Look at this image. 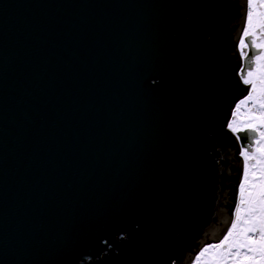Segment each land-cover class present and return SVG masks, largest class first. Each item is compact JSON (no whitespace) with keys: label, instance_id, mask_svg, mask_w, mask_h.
<instances>
[{"label":"water","instance_id":"water-1","mask_svg":"<svg viewBox=\"0 0 264 264\" xmlns=\"http://www.w3.org/2000/svg\"><path fill=\"white\" fill-rule=\"evenodd\" d=\"M246 8L0 0V264H124L136 249L183 264L215 241L252 134L233 146L214 129L235 91L206 36L230 34L246 72Z\"/></svg>","mask_w":264,"mask_h":264},{"label":"snow or ice","instance_id":"snow-or-ice-1","mask_svg":"<svg viewBox=\"0 0 264 264\" xmlns=\"http://www.w3.org/2000/svg\"><path fill=\"white\" fill-rule=\"evenodd\" d=\"M246 4L238 48L247 65L241 80L251 87L235 105L227 127L234 134L251 133V143L240 152L243 177L230 226L218 242L199 250L193 264H264V0Z\"/></svg>","mask_w":264,"mask_h":264},{"label":"trees","instance_id":"trees-1","mask_svg":"<svg viewBox=\"0 0 264 264\" xmlns=\"http://www.w3.org/2000/svg\"><path fill=\"white\" fill-rule=\"evenodd\" d=\"M218 36H220V38L215 41L221 40L222 53L227 54L229 60L232 62V66L228 68L226 71H223L219 77L224 84L234 83L233 86H234L235 92H231L227 89H224L222 91L225 97V100L217 104V111L213 113L212 118L214 120V129L216 131L221 132L223 135H225L226 140L232 141L231 144L235 146L236 144L235 137L229 130H227L225 125H226L227 119L230 116L231 108L233 107L232 105L236 102L237 99H239L247 91V86L239 84V78L236 76V74L233 73V70L239 64V61H238V53L234 48V42H233L232 36L230 34H221ZM239 175H240L239 169H237L236 174L232 177V183L229 186L231 190L232 198L235 196V186L239 178ZM196 247H197V244L194 243V238L192 237L191 242H190V250ZM131 250L132 249L129 248L127 253L130 254L132 252ZM138 252H139L138 249L134 250L133 258H136V259L142 258ZM166 262L170 263L171 260H166Z\"/></svg>","mask_w":264,"mask_h":264},{"label":"rangeland","instance_id":"rangeland-1","mask_svg":"<svg viewBox=\"0 0 264 264\" xmlns=\"http://www.w3.org/2000/svg\"><path fill=\"white\" fill-rule=\"evenodd\" d=\"M246 12H247V10H246ZM245 22H246V18H245ZM244 22V23H245ZM243 31V30H242ZM238 45H239V43H238ZM238 47V46H237ZM241 68L242 67H240V69H239V71L241 70ZM247 71V70H246ZM241 73V72H240ZM239 73V74H240ZM240 79H241V76H240ZM241 82H242V80H241ZM243 83V82H242ZM250 85H248L247 86V91L239 98V99H237L236 100V102L234 103V105H233V107L231 108V112H230V116H229V118L227 119V122H226V128L232 133V134H234L228 127H227V125H228V123H229V121L232 119V112H233V110H234V108H235V105L241 100V99H243L246 95H247V93H248V91H249V89H250ZM241 111H244V108L242 107V109H241ZM251 143V142H250ZM249 143V144H250ZM248 144V145H249ZM238 145H239V143H238ZM247 145V146H248ZM243 147H246V146H243ZM242 147V148H243ZM240 152H241V150L239 151L238 150V155H239V157H240V160L242 161V163H241V172H240V175H239V178H238V180H237V183H236V186H235V196H234V204H233V211H232V214H233V212H234V207H235V204H236V202H237V198H238V186H239V183H240V181H241V179H242V177H243V158L241 157V155H240ZM232 214H231V219H232ZM230 219V220H231ZM230 226V221H229V223H228V225H227V227H226V229L228 228ZM226 229L223 231V233H222V235H220V237L219 238H214V240L215 241H210V240H208V241H206V242H203L201 245H199V247L196 249V250H194V252H193V254H192V256H190V258H189V260L186 262V263H183V264H193V261H194V259H195V256L198 254V252H199V250L201 249V248H203L204 246H206L207 244H210V243H215V242H218L219 241V239H221L222 238V236H223V234H225V232H226ZM171 264H175V263H171Z\"/></svg>","mask_w":264,"mask_h":264},{"label":"flooded vegetation","instance_id":"flooded-vegetation-1","mask_svg":"<svg viewBox=\"0 0 264 264\" xmlns=\"http://www.w3.org/2000/svg\"><path fill=\"white\" fill-rule=\"evenodd\" d=\"M218 35H221V34L214 33L211 35H207L206 40L208 41L209 44H212L213 42H216L215 40H218L220 38V36H218ZM238 43H239V41H238ZM237 50H238L239 54L241 55V52H240L238 47H237ZM239 69H240V66L238 64V66L233 70V73L236 74V76L239 78V84H241V79H240L241 75L239 74L241 72V70L239 71ZM233 85H234V83H233ZM232 89L234 90V86L232 87ZM155 263L156 264H171V263H173V261H171L170 263H167L165 258H163L159 255L154 256V258L144 256L140 259L132 258V255H131V256H128L127 260L124 262V264H155Z\"/></svg>","mask_w":264,"mask_h":264},{"label":"bare ground","instance_id":"bare-ground-1","mask_svg":"<svg viewBox=\"0 0 264 264\" xmlns=\"http://www.w3.org/2000/svg\"><path fill=\"white\" fill-rule=\"evenodd\" d=\"M246 10H247V8H246ZM241 34H242V33H241ZM225 126H226V125H225ZM228 223H229V221L227 222V224L225 225V227L223 228V230L218 234V236H216V238H219L220 235H222V233H223V231L226 229ZM184 263H186V262H184Z\"/></svg>","mask_w":264,"mask_h":264}]
</instances>
